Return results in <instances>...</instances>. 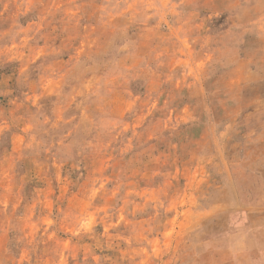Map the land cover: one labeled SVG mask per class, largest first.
Instances as JSON below:
<instances>
[{"label": "rangeland", "instance_id": "374dc122", "mask_svg": "<svg viewBox=\"0 0 264 264\" xmlns=\"http://www.w3.org/2000/svg\"><path fill=\"white\" fill-rule=\"evenodd\" d=\"M0 264H264V0H0Z\"/></svg>", "mask_w": 264, "mask_h": 264}]
</instances>
